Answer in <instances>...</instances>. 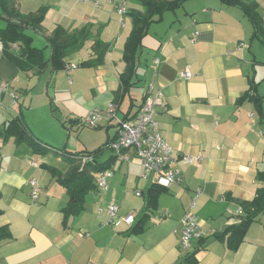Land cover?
Here are the masks:
<instances>
[{
    "label": "crops",
    "instance_id": "crops-1",
    "mask_svg": "<svg viewBox=\"0 0 264 264\" xmlns=\"http://www.w3.org/2000/svg\"><path fill=\"white\" fill-rule=\"evenodd\" d=\"M257 1L264 22V0ZM16 4L25 14L47 8L41 29L34 34L42 46L56 27L71 32L88 26L90 36L67 59L75 68L67 71L66 63L54 71L48 65L41 74L20 68L2 52L0 42V81L17 96L13 100L9 94L0 95V227L6 226L11 234L0 242V264H264V212L248 224L236 250L215 237L242 223L239 201L251 200L257 188L264 187V180L258 179L264 170V43L254 35L244 12L221 0H184L148 25L137 51L133 85L115 105V116L132 118L149 89L161 90L162 104L156 107L161 134L176 152L194 160L177 157L173 167L181 181L159 194L142 228L133 231L146 212L153 181L140 178L132 148L116 154L106 147L99 159L105 161L112 154L115 158L107 169L94 173V181L101 172L111 171L108 188L96 184L86 194L83 210L64 225L62 208L69 196L47 168L65 173L68 165L53 152H34L3 127L20 116L36 138L50 145L36 135L31 111L49 106L70 131L82 125L91 110L106 111L120 86L123 49L133 14L143 12L141 2L119 0L100 7L81 0ZM119 4L124 6L122 14ZM97 38L110 43L103 61L81 64L94 57ZM240 42L243 45L236 49ZM18 49V44L12 45L14 53ZM45 53L50 54L49 47ZM184 68L192 72L190 79L180 75ZM52 120L53 133L61 132ZM116 125L114 119L101 118L95 127L105 128L106 138H114ZM72 148L68 152L90 151H82L77 143ZM30 180L39 188L36 202ZM197 189L201 192L194 210L202 233L182 247L180 219ZM110 200L118 205L113 217L106 210ZM125 215H132L133 224L120 220Z\"/></svg>",
    "mask_w": 264,
    "mask_h": 264
},
{
    "label": "trees",
    "instance_id": "trees-1",
    "mask_svg": "<svg viewBox=\"0 0 264 264\" xmlns=\"http://www.w3.org/2000/svg\"><path fill=\"white\" fill-rule=\"evenodd\" d=\"M143 6V12L134 13L132 16V29L127 37L123 49V60L125 67L120 74V86L114 92V104L118 106L122 99L128 95L137 68V51L141 46L142 37L145 35L148 25L155 17L166 10H172L181 5L184 0H139ZM227 5L238 6L251 21L254 35L264 43V22L259 11L257 0H221ZM1 14L6 17V24L0 27V42L2 52L22 69H33L37 74L50 65L52 70L57 71L65 66L68 57L79 50L85 40L89 38L88 26L76 31H67L62 27H56L50 35L45 36L46 45L36 46L34 34L41 29V23L46 13V7H40L36 12L22 13L17 7L16 0H0ZM18 44L17 53L12 51V45ZM46 47L50 48V54L45 53ZM110 43L97 38L93 44L94 57L81 62V64L97 65L103 61ZM246 95L241 96L242 98ZM240 97V98H241ZM145 98V97H144ZM128 117V116H127ZM125 117L124 119H126ZM4 132L16 137V141L28 143L38 154L53 152L61 155L68 163L65 173L59 172L53 167L48 171L64 186L69 200L62 208L63 224L66 225L69 218L78 215L84 208L85 196L96 188L94 173L107 169L110 162L114 160L112 154L107 160L101 161L99 156L112 139L108 138L98 148L88 152H68L55 150L36 138L26 127L22 118L16 116L9 120L3 127ZM258 179L264 180V170L258 172ZM166 188L152 183L147 191L146 212L141 219L134 224L133 231H139L148 217V212L156 207L159 194ZM242 214V223L229 226L223 233L215 237L224 240L230 250H236L242 242L246 228L250 222L255 220L264 212V187L257 188L255 196L251 200L239 201ZM11 234L6 226L0 227V242L10 239Z\"/></svg>",
    "mask_w": 264,
    "mask_h": 264
},
{
    "label": "built area",
    "instance_id": "built-area-1",
    "mask_svg": "<svg viewBox=\"0 0 264 264\" xmlns=\"http://www.w3.org/2000/svg\"><path fill=\"white\" fill-rule=\"evenodd\" d=\"M88 1L95 6L100 7L103 2H118L119 0H81ZM124 12V6L119 4L118 13ZM198 32H194L191 41L197 39ZM243 45L240 42L236 49ZM74 63H67L66 70L70 71L75 68ZM180 75L185 79L192 77V72L188 68H184ZM9 94L12 99L17 98L16 93L10 91L9 84L0 81V95ZM163 94L161 90L152 91L149 89L145 98L132 118L121 119L115 116V104H111L106 111H99L97 109L91 110L85 115L82 123L95 127L101 118L114 119L116 122V135L115 138L109 143L110 149L114 153H119L123 148H132L135 152L139 165L141 168L140 178L143 181L151 179L153 183L168 188L174 183L181 181L180 172L173 167L177 157L181 155L183 159L191 163L194 160L193 156L182 155L174 150V148L163 138L159 121L157 119L156 107L162 104ZM35 165V162H32ZM112 176L111 171L101 172L97 177L96 184L98 188L106 190L108 188V180ZM31 191L30 195L34 202L37 201L39 188L35 180H30ZM200 190L197 189L190 198L189 207L184 212L180 219L181 235L180 245L187 247L194 237L201 236V228L198 225L195 207L197 199L200 195ZM140 194V192H137ZM107 213L113 217L116 215L118 205L110 200L106 204ZM122 221L131 225L133 224L132 215H125L121 217ZM119 222V221H118ZM116 222V223H118Z\"/></svg>",
    "mask_w": 264,
    "mask_h": 264
},
{
    "label": "rangeland",
    "instance_id": "rangeland-1",
    "mask_svg": "<svg viewBox=\"0 0 264 264\" xmlns=\"http://www.w3.org/2000/svg\"><path fill=\"white\" fill-rule=\"evenodd\" d=\"M4 24H6V21L2 19ZM36 38V37H34ZM36 46H42V43L38 39H34L33 42ZM35 83V82H34ZM33 83V84H34ZM35 85V84H34ZM39 99L38 97L35 98L34 103L35 106H38ZM37 108V107H36ZM125 106H122L121 109L123 110ZM29 119L32 122V126L36 125V129L33 127L35 133L37 131L38 134H36L38 137L44 139L47 143H50V145L55 149L59 151H68L69 148L74 147V144L77 143V147H81L82 144V151L87 148L88 150L92 151L93 149H96L99 147L102 143H104L106 139V133L105 128L100 127H91L89 125H78L76 127H72L71 131L68 129L69 126L66 123L65 126H63L59 120L58 112L52 113L49 106L45 111L42 109H36L34 111H31L29 114ZM55 120L56 124L60 128L59 133H53L51 129V125L53 123V120ZM63 121V120H62ZM35 123V124H33ZM70 132H69V131ZM55 136V138H52ZM54 139V140H53ZM59 140V143L57 142ZM68 148H66L67 146ZM66 146V147H65ZM73 149V148H72ZM79 149V148H78ZM56 156V155H55ZM59 157L62 159L63 164L68 165L67 161L59 155Z\"/></svg>",
    "mask_w": 264,
    "mask_h": 264
},
{
    "label": "water",
    "instance_id": "water-1",
    "mask_svg": "<svg viewBox=\"0 0 264 264\" xmlns=\"http://www.w3.org/2000/svg\"><path fill=\"white\" fill-rule=\"evenodd\" d=\"M0 18L4 19V20H7L5 16L3 15H0ZM53 84V82L51 83V85ZM108 140V137L106 138V141Z\"/></svg>",
    "mask_w": 264,
    "mask_h": 264
}]
</instances>
